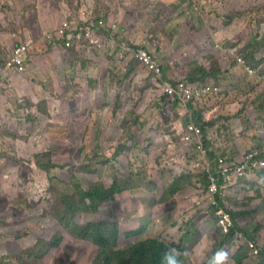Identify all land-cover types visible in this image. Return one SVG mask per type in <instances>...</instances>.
Returning a JSON list of instances; mask_svg holds the SVG:
<instances>
[{
	"label": "rangeland",
	"instance_id": "374dc122",
	"mask_svg": "<svg viewBox=\"0 0 264 264\" xmlns=\"http://www.w3.org/2000/svg\"><path fill=\"white\" fill-rule=\"evenodd\" d=\"M90 15L115 22L120 38L147 45L166 80L184 78L192 56L203 59L213 52L219 58L217 44L242 48L246 55L249 47L264 69V0H0V56L17 43L31 42L27 69L0 85V264H94L95 246L50 217L48 189L54 184L75 195L97 182L109 184L118 173L115 155L130 170L132 184L100 213L118 223L121 246L162 234L168 245L184 243L191 257L185 264H225L240 246L248 255L244 264H260V253L244 240L218 247L212 212L197 205L204 195L203 161L187 151L184 127L194 111L203 110V116L209 111L213 144L221 153H234L233 136L253 125L249 113L262 130L264 81L249 78L231 56L222 67L229 71L219 80L221 93L195 101L192 110L175 108L121 51L101 53L90 44L73 53L49 41L47 34L66 18L78 22ZM208 38L211 44L203 45ZM38 42L44 43L40 51ZM136 117L147 124L135 125ZM131 131H143L140 145L130 141ZM152 135L160 143L148 139ZM124 144L125 151L118 152ZM49 151L58 163L50 172L38 165L49 156L36 157ZM182 174L187 177L181 189L170 194L168 186ZM256 175L244 176L224 205L241 214L235 223L254 232L259 252L264 250V179L254 180ZM118 181L129 182L126 174Z\"/></svg>",
	"mask_w": 264,
	"mask_h": 264
},
{
	"label": "trees",
	"instance_id": "16d2710c",
	"mask_svg": "<svg viewBox=\"0 0 264 264\" xmlns=\"http://www.w3.org/2000/svg\"><path fill=\"white\" fill-rule=\"evenodd\" d=\"M94 14L96 15V12ZM92 17L93 16L91 15L88 16V21H92ZM210 41L211 38L206 39L205 43L203 42V45H210ZM43 45V42H38L35 49L40 51ZM67 50H71L73 53H76L75 51H77L75 50V47H71V49ZM246 50L248 51V54L245 57L247 58L248 62L252 66L257 67L261 63V61L257 58V54L249 47L244 48V51ZM239 53L245 55V53L242 51V48ZM207 61L210 62V67L208 68L205 67ZM128 62L135 64L136 70L138 69L139 64L142 65L143 68L146 67V64L138 57H133V60H129ZM189 62L191 63L189 64L188 72L185 74V76L181 75V77H184L183 79L191 83L203 81L207 83L214 80L219 81L226 77L227 72L229 71L228 69H222V67L225 66L227 62V59H225L222 55V50L219 51V58L213 52H209L203 57V59L192 56ZM103 70L104 68L101 67L100 74L103 73ZM165 96L166 95H164V97ZM172 105L176 108L178 102L173 101ZM261 107L264 110V100L262 101ZM247 113L248 110L244 109L243 114L245 115ZM194 117L195 120L201 124L204 130H206L208 126L215 125L214 120H204L201 111H196ZM235 119L237 120L238 118ZM247 121L249 123L251 121L253 125L251 127L244 126L240 130L239 136H233L234 146L237 147L239 143L242 144L245 141L247 142L245 152H247V150L251 151L254 147H260L264 149V135L261 132L264 130V127H262V130L259 129L260 127L257 125V121L255 122L253 120V116L250 113L248 114ZM133 122L135 125L141 126L147 124L146 120H140L139 117L134 118ZM149 124L153 125V123ZM142 134L143 131H138V133L131 131L130 141L135 145H140V137ZM148 139L157 141L159 143L161 141V138L155 135H152ZM206 143L210 149H215L208 138H206ZM125 148V144L119 146L118 152H124ZM239 150L240 149H237L234 153L230 154H239ZM224 152L228 153L225 150ZM43 154L49 156L48 162L45 164L38 162V165L42 169L50 172V170L55 169L57 167L56 164H58L55 155L52 151H49L47 153H39L36 155V157H39ZM113 159L119 161V165L117 166L118 173H116L112 179H109V184L97 182L94 183L87 192L80 191L75 195H65V193L54 184L50 185L48 189L51 201L50 217L65 230L74 229L78 233L77 238H79L80 241L88 242L95 246L97 252L95 254V258L93 259L94 264H169V256H174L177 264H185L188 257L183 244L174 241L171 245H168L163 241L162 234H157L154 235V237L141 240L134 245L121 246L118 243V237L120 233L118 223L113 218L103 216L100 213V209L102 206L110 204L115 199L116 195L121 194L123 191L129 189L131 187L132 181L130 179L131 172L127 165L122 163L117 155H115ZM26 160H28V158H26ZM120 174H126V178L129 182L118 181ZM257 175L258 177L264 179V169L258 171ZM206 176L207 174L204 173L203 184H205V186L207 185ZM186 177L187 174H182L175 178L174 181L168 186L169 193L172 195L176 194L181 189L180 184ZM238 215L241 214L232 213L233 219H237ZM212 216L215 219L214 213ZM232 232H242L248 238H252L254 236V232L250 234L251 232L242 231L239 229L237 222L235 223V229ZM221 236V241L218 247L231 246L234 242L232 235ZM54 246H58V248L60 247L58 242ZM244 247L245 246H240L235 251L232 258L230 257L229 262H226L225 264H244L248 258L247 253L243 250ZM29 251L31 250H25V252ZM260 259V264H264L263 249H261Z\"/></svg>",
	"mask_w": 264,
	"mask_h": 264
},
{
	"label": "clouds",
	"instance_id": "9594fccd",
	"mask_svg": "<svg viewBox=\"0 0 264 264\" xmlns=\"http://www.w3.org/2000/svg\"><path fill=\"white\" fill-rule=\"evenodd\" d=\"M101 20L104 21V25H101L99 23ZM114 24H115V26H114ZM60 27L61 26L52 30L50 33L53 35V39H50V38H48V39L55 46H57V44L59 43L62 46V48L65 50L71 49V47H75V49H79L81 47L89 46L91 44L94 48H96L97 50H100L101 53H103V51H108V50H110V52L112 54L115 51H121L123 54L126 55L128 60H133V57H135V56H131L129 51L126 49V47L124 45L126 43L130 47H133V49H138L140 47L145 48L154 56V58L157 60V62H159L157 56L150 51V49L148 48L147 45L141 44L140 42H136L134 40H128V39L120 38L119 33H122V31L119 29V27L117 26V24L115 22H112L111 19H107V18L102 17V18H96V19L92 18V21H88V17H83V18H81L80 21H78L76 23H72L73 29L67 30L63 35L58 36L57 34H58ZM80 27H84V28L89 27L92 34L90 36H87V35H85V30H84L83 37L78 38L77 33L80 31ZM14 35L15 34L13 33V36ZM67 41H70L71 44L67 45ZM20 43H22V42H20ZM20 43H17L14 46L19 45ZM107 45H108V48H106ZM110 46H114L115 49L111 50L109 48ZM229 47L231 49L235 48L236 52H233V53L229 52L226 55H224V51L219 46V48L222 50V55L224 58L230 59L231 56H234V61L237 64V67L242 68L249 78H252V79L256 80L257 82L264 81V69L261 68V63L257 67H254L248 62L247 58L245 57L246 54L243 55L242 53H239V51L236 47H231V46H229ZM11 50L10 51L6 50L7 52L5 53V55L2 58H0V66H3L5 64L7 56L9 55ZM254 52L257 54L256 51H254ZM29 55H30V47H29V53H28L27 61H25L26 69H27V65H28ZM238 56H241L244 58L245 64H240L238 62V60H237ZM142 68H143V66L139 64L137 70H140ZM145 68H143L141 71H143V73L146 74ZM161 68H162V66H161ZM250 70H252V72ZM135 71H136V69H135ZM23 72H21V73H23ZM21 73H12L10 76H12L13 74H21ZM9 77L8 78L6 77L1 84H4V83L10 81ZM162 79L166 80L163 76H162ZM169 81H171V80H169ZM179 81H185V82L191 83V82H189L183 78L182 79L180 78V79L175 80V81H171V83L175 85ZM148 82L154 83L150 80V78H149ZM195 83H198V82H194L192 84H195ZM199 83H201V84L213 83L214 85L217 86V90H215L212 94H210L208 96H204L201 98L193 97V98L188 99V100H186L185 95L182 92H175L173 94H170V93H167L164 91L163 92H164V95H166L167 98H170L171 101H177L178 106L179 105H184V106L190 105V108H191L190 110H192L194 107L191 104L194 103L195 101L202 100V99L207 98L209 96L211 97V96H213L215 94H219L223 91V87L221 86L219 81L216 82L214 80V81H210L207 83L206 82H199ZM162 90H163V88H162ZM201 114H202V117L204 120L211 121L212 116L209 113L207 115L203 116L204 111L202 110ZM260 114L264 115V111ZM194 116H195V111L193 112V119L189 120L184 127V132L187 135V137L185 138L186 143L188 145L187 151H189V152L192 151L191 154L199 156V158L203 161V165H202V167H204L203 171L207 174V176H206L207 177V185L205 186V184L202 183L204 195L199 201H197V205H202L201 208H209L212 212L211 213L212 215L214 213L215 219L213 218V222L215 223L216 227L218 228V230L220 232V236L221 235H223V236L232 235V239L236 243H238L239 240H244L247 243V245L250 247V249L254 250V253L256 255L259 253L261 254V248L258 252L256 243L254 242V236L252 238H248L242 232H237V233L232 232L235 229V220L233 219V217H232V219L234 222V227L232 228V230L229 233L223 234V232L219 229L218 224H217V222H218V218L216 215L217 210L213 209L212 207H207L208 206V199L205 197V191L207 190L208 185H209V180H208V172L209 171L207 169L208 167L210 168V171H214L215 169L220 168L223 164H228L230 162H232L234 164H240L241 162H244V161L248 162L249 166H248V168H246L243 176H241L236 182H233L230 185L229 191H228V193H226V196L224 198L222 197L219 201L220 208L228 211L231 214L230 209L224 205L225 198L227 199V195L229 194V192H230V196L232 197L235 185L240 184V180L243 179L244 176L248 175L249 173L255 172V171L257 173L258 171L264 169V166H260L258 164H255L254 160L249 159L248 158V152H250V151H248V150H247V152L242 151L240 154H238L239 156H237V155L235 156V154L226 153L224 151L222 153L219 152L216 149V145L213 144V143H215L214 138H212L211 133L209 132L213 128V126H208L207 129L204 130V128L201 126V124H199L195 120ZM230 126H233V124H231ZM262 127H264V124L262 125ZM218 129H220V126H219V128H217V130ZM206 138H208L210 140L211 144L215 147V149H210V147L206 143ZM181 139H182V136H181ZM254 149H258L261 152V157L264 159V149L260 148V147L259 148L254 147L252 150H254ZM257 179H259L258 175H256L254 180H257ZM199 186H201V183ZM231 216H232V214H231ZM238 235L241 236V238ZM248 240H250L252 242H250ZM251 245H253L254 248H252ZM183 247H184V245H183ZM255 251H257V253ZM187 257H188V259L186 261L191 262V257L188 255V253H187ZM168 262H169V264H177V261H176L174 256H169Z\"/></svg>",
	"mask_w": 264,
	"mask_h": 264
},
{
	"label": "built area",
	"instance_id": "2783aa9c",
	"mask_svg": "<svg viewBox=\"0 0 264 264\" xmlns=\"http://www.w3.org/2000/svg\"><path fill=\"white\" fill-rule=\"evenodd\" d=\"M77 21L70 18H66L62 23L58 31V36L63 35L67 30L73 29L72 23ZM101 25H104V21L99 22ZM115 26V24H114ZM85 30V35L90 36L91 30L89 27H80V31L77 33L78 38H82ZM47 37L53 39L51 33L47 34ZM31 42L25 40L19 45H16L12 48L11 52L7 56L5 64L0 66V84L4 79L9 77L12 73H21L26 69L25 61H27L29 47ZM71 42L67 41V45H70ZM126 49L129 51L131 56L138 57L141 61L146 64L145 72L146 75L150 77V80L159 85V87L164 92L173 94L175 92H182L185 95L186 100L193 97H204L212 94L217 90V86L213 83L210 84H201V83H188L185 81H179L177 84H172L169 80L162 79V68L159 62L154 58V56L145 48L133 49L126 43L124 44ZM219 47V44H217ZM220 48L224 51V55L229 52H236V49H231L229 46ZM240 64H245L243 57L238 56L237 58ZM252 72V70H250ZM248 158L254 160L255 164L264 166V159L261 157V152L258 149L251 150L248 152ZM249 163L244 161L240 164H234L232 162L228 164H223L220 168L210 171L208 167V180L209 185L205 191V197L208 199V206L216 209V215L218 218V227L223 232V234L229 233L234 227V222L231 214L220 208V199L226 196V193L229 191V187L233 182H236L243 174L245 173L246 168H248ZM239 236V235H238ZM241 238V236H239ZM254 248L253 245H251ZM257 253V251H255Z\"/></svg>",
	"mask_w": 264,
	"mask_h": 264
},
{
	"label": "crops",
	"instance_id": "0c3cea01",
	"mask_svg": "<svg viewBox=\"0 0 264 264\" xmlns=\"http://www.w3.org/2000/svg\"><path fill=\"white\" fill-rule=\"evenodd\" d=\"M0 41L3 42L2 39H1V37H0ZM6 52H7V51H5V52L3 53V55L0 56V58H2V57L5 55ZM207 112L209 113V111H207ZM234 125H238V124L236 123V124H234ZM234 147L237 148V149L243 150V149H244V144H243V143H242V144L239 143V144L237 145V147H236V146H234ZM240 150H239V151H240ZM237 156H239V155H237ZM244 189H245V188H244ZM244 189H243V184H241V190H242V192H243Z\"/></svg>",
	"mask_w": 264,
	"mask_h": 264
}]
</instances>
